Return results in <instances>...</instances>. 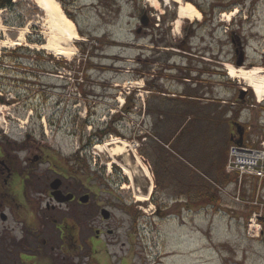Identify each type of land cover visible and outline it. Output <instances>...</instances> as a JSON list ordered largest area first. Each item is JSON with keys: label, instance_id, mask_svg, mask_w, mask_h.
<instances>
[{"label": "rangeland", "instance_id": "374dc122", "mask_svg": "<svg viewBox=\"0 0 264 264\" xmlns=\"http://www.w3.org/2000/svg\"><path fill=\"white\" fill-rule=\"evenodd\" d=\"M160 1L154 8L146 0H121L110 13L108 0H58L85 34L70 59L37 50L45 44L46 17L33 2L15 0L0 11L7 32L0 34V136L7 132L30 152L42 147L53 169L90 179L94 199L114 215L102 223L114 231L101 238L106 264H264V183L244 179L240 185L219 168L233 133L249 147L264 142V99L226 69L237 68L242 57L240 68L264 74V0H183L202 13L195 22H179V6ZM144 12L149 26L142 29ZM28 28L23 46L2 47ZM181 43L191 55L175 47ZM153 52L159 54L149 61ZM106 128L120 135L101 141ZM115 139L129 143V155L117 163L96 150L107 143L112 149ZM164 142L199 171L179 170L178 163L186 164ZM136 154L153 177L147 204L134 198L148 194L151 184ZM128 162L134 181L119 166ZM211 197L218 198L212 203ZM54 255L62 256L58 249Z\"/></svg>", "mask_w": 264, "mask_h": 264}, {"label": "flooded vegetation", "instance_id": "af4514ba", "mask_svg": "<svg viewBox=\"0 0 264 264\" xmlns=\"http://www.w3.org/2000/svg\"><path fill=\"white\" fill-rule=\"evenodd\" d=\"M108 1L114 7L123 4ZM175 47L190 53L185 44ZM153 53L149 61L159 54ZM43 151L24 149L7 132L5 138L0 136V264H106L109 258L102 249L108 245L101 238L105 230L110 235L114 231L102 223L114 219L112 210L94 199L98 193L88 187V177H69L61 166L53 169ZM45 165L48 170L41 172L38 168ZM80 174L86 175L87 169ZM105 210L110 212L107 220ZM57 249L62 256H53ZM116 264L128 263L119 259Z\"/></svg>", "mask_w": 264, "mask_h": 264}, {"label": "bare ground", "instance_id": "6f19581e", "mask_svg": "<svg viewBox=\"0 0 264 264\" xmlns=\"http://www.w3.org/2000/svg\"><path fill=\"white\" fill-rule=\"evenodd\" d=\"M31 2L36 5V7L42 12V14L46 17V40L45 44L37 45L38 51H46L51 53L55 56L70 59L72 56L76 54V48L74 47L75 42L83 41V38L78 33L76 25L73 21H71L64 11H62L61 4L58 0H30ZM151 6L154 8H158L161 5L160 0H146ZM164 5L168 4H177L178 8V19L179 22L183 20H188L190 22L201 21L203 16L202 13L192 4V3H185L183 0H162ZM2 12H0L1 14ZM236 13H232L231 15H227L228 21H230L233 17H235ZM5 32V29L0 27V34ZM30 33V29H26L22 31L17 40H10L7 38L5 43H3V48H17L23 46L22 43L25 40L27 34ZM228 76L232 80H240L243 84L253 90L255 96L258 98L259 101L264 99V74L261 68H254L251 70H247L244 68H235L232 65L227 66ZM113 148H110V145L107 143L105 146H99L96 148L97 151L100 153L102 152H109L110 156L117 163L116 158L124 157L125 155L128 156V148L129 143L125 140L115 139L112 143ZM135 159L137 165L142 170L144 176L151 181L149 187V193L144 195L137 193L135 195V200L138 204H147L150 202L151 194L154 192V185H153V177L150 174V170L147 166H145L142 159L136 154ZM128 158H126V162ZM128 165L119 164L123 169L124 175L129 178L130 181H134L135 176L133 172L129 168L130 164ZM109 167H112L111 165ZM123 189H127V187H123Z\"/></svg>", "mask_w": 264, "mask_h": 264}, {"label": "built area", "instance_id": "2783aa9c", "mask_svg": "<svg viewBox=\"0 0 264 264\" xmlns=\"http://www.w3.org/2000/svg\"><path fill=\"white\" fill-rule=\"evenodd\" d=\"M225 170L228 174L239 175V180H243L244 177H253L260 182L264 181V142L259 147H249L247 144L239 143L232 145ZM251 227L258 229L256 226Z\"/></svg>", "mask_w": 264, "mask_h": 264}, {"label": "trees", "instance_id": "16d2710c", "mask_svg": "<svg viewBox=\"0 0 264 264\" xmlns=\"http://www.w3.org/2000/svg\"><path fill=\"white\" fill-rule=\"evenodd\" d=\"M14 1L15 0H0V11H3V10H6V9H9V8H11L12 6H13V3H14ZM195 5V4H194ZM106 7H108L110 10H109V12L111 11L112 12V10H115L114 9V5L113 4H110L109 6H106ZM216 7H218L217 5H213V7H212V11H211V15H213V13H214V10H215V8ZM232 7V6H231ZM222 9H221V11H223V10H227V11H229V10H231L232 8H230V9H225L224 7H221ZM65 10H66V8H65ZM201 10V9H200ZM202 11V10H201ZM221 11H219V12H221ZM206 15V17L208 16L207 14H205ZM81 36L82 37H84L85 36V34L83 33V32H81ZM130 99V98H129ZM129 99L128 98H126L125 99V107H124V111L125 112H129V111H131V110H129V106L127 105L128 104V102L127 101H129ZM196 99V98H195ZM236 126H238V128H239V130H238V133H239V135H242L243 134V128L240 126V125H238V124H235ZM184 130V128L183 129H181L180 130V132L183 134V131ZM109 133H111V135H116V136H119L120 134L117 132V130H108V128H106V130H103L102 131V133H101V135L99 136V139L101 140V141H103L104 139H106V137H107V135H109ZM235 137L236 136H234L233 137V139H232V141H229V144L228 145H232L235 141H237V139H235ZM241 140V139H240ZM240 140H238L239 142H240ZM169 143H170V145H169ZM169 143H163V144H165V145H168V146H170V148H172V150H174V152H178L180 155L179 156H181L182 158H185L184 156L185 155H187L186 153H184V152H179V149H178V147L176 146V149H175V147H171L172 146V144H171V142H169ZM241 143V142H240ZM90 145H92L91 143H90ZM227 151V150H226ZM184 155V156H183ZM227 156H226V154H225V152H224V155L222 156V159L224 158H226ZM186 159V158H185ZM189 163V162H188ZM226 163H227V161H226ZM226 168V165H225V167H224V169ZM222 170V171H220V173L222 172L223 173V171H225V170ZM199 170V169H198ZM209 174H212V172H209ZM225 179H229V178H225ZM238 178H237V176L235 175V176H233V180H236V183H237V180ZM124 181H125V179H124ZM232 182V181H231ZM218 198V197H217ZM216 197H211V201H212V203H214L216 200L215 199H217ZM264 232V231H263Z\"/></svg>", "mask_w": 264, "mask_h": 264}, {"label": "crops", "instance_id": "0c3cea01", "mask_svg": "<svg viewBox=\"0 0 264 264\" xmlns=\"http://www.w3.org/2000/svg\"><path fill=\"white\" fill-rule=\"evenodd\" d=\"M235 136V134L233 133L232 134V139H233V137ZM232 139H231V141H232ZM176 155V154H175ZM176 157H178V156H176ZM180 157V156H179ZM178 157V158H179ZM180 159V161H182V162H184L185 164H186V166L184 165V164H182L181 162L180 163H176L177 164V168L179 169V170H181V171H186V169L188 168V169H196V170H198L196 167L194 168L193 166H192V164H190V163H188L187 161H185L184 159H182L181 157L179 158ZM210 159V156H208V160ZM226 161H227V157L224 159H222V161H221V166L219 167L220 168V171H222L223 169H224V167H225V165H226ZM187 167V168H186ZM209 168V167H208ZM210 169V171L212 172V174L213 175H217L218 173H216V172H213L212 170V168H209ZM199 171V170H198ZM220 175L221 176H223V177H225V178H229V176L228 175H226V173H225V171H223V173L221 172L220 173ZM230 185L232 184V182H230L229 183ZM184 198H182V200H183Z\"/></svg>", "mask_w": 264, "mask_h": 264}, {"label": "water", "instance_id": "95a60500", "mask_svg": "<svg viewBox=\"0 0 264 264\" xmlns=\"http://www.w3.org/2000/svg\"><path fill=\"white\" fill-rule=\"evenodd\" d=\"M141 26H142V29H143V28H147V27L149 26V23H148V21H147V16H146V15L142 16V18H141ZM243 64H244V60H243V58L241 57V58H239V60H238L237 68L242 67ZM243 95H245V92H244V91L241 92L240 97L243 98ZM103 216H104V219H106V220L109 219V218H110V212H108V211H106V210L103 211Z\"/></svg>", "mask_w": 264, "mask_h": 264}]
</instances>
